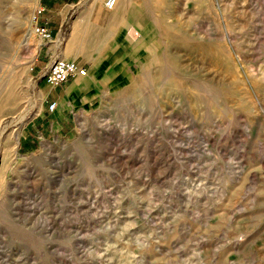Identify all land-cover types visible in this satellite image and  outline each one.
<instances>
[{"label": "rangeland", "instance_id": "obj_1", "mask_svg": "<svg viewBox=\"0 0 264 264\" xmlns=\"http://www.w3.org/2000/svg\"><path fill=\"white\" fill-rule=\"evenodd\" d=\"M138 1L136 61L55 125L40 0H0V264H264V0Z\"/></svg>", "mask_w": 264, "mask_h": 264}, {"label": "crops", "instance_id": "obj_2", "mask_svg": "<svg viewBox=\"0 0 264 264\" xmlns=\"http://www.w3.org/2000/svg\"><path fill=\"white\" fill-rule=\"evenodd\" d=\"M106 2L40 0L38 24L52 34L51 39L44 40L48 67L53 59L63 58L75 60L87 68L86 75L72 78L47 92L45 99L56 102V110L51 114L55 125L59 119L63 121L67 110L97 97L98 94L87 92L92 91L98 76L102 83L115 79L123 61L128 66V62L137 59V42L131 32L139 28V19L142 25L146 23L148 10L138 0H115L112 8L107 7ZM122 29L125 30L123 39ZM82 77L86 78L82 80ZM54 89H59L56 97L51 96Z\"/></svg>", "mask_w": 264, "mask_h": 264}, {"label": "built area", "instance_id": "obj_3", "mask_svg": "<svg viewBox=\"0 0 264 264\" xmlns=\"http://www.w3.org/2000/svg\"><path fill=\"white\" fill-rule=\"evenodd\" d=\"M114 2L115 0H107L106 6L112 8ZM36 30L43 40L51 39L52 34L45 27L38 25L36 27ZM136 34H138V32ZM86 74L87 68L81 65L79 62L63 58H55L51 61L48 67V71L45 75V80L49 85L58 87L65 84L72 78H75L77 76H84ZM55 107L56 102H51L50 109H54Z\"/></svg>", "mask_w": 264, "mask_h": 264}, {"label": "bare ground", "instance_id": "obj_4", "mask_svg": "<svg viewBox=\"0 0 264 264\" xmlns=\"http://www.w3.org/2000/svg\"><path fill=\"white\" fill-rule=\"evenodd\" d=\"M28 67L31 68V65L28 66ZM85 78L86 77H82L81 79L83 80ZM13 83H14L15 87H13L11 89H8L7 92L4 93V95L1 96V98H0V112H3L4 110H7V109L9 110V109H11V107H12V109H14L13 111H15L17 109V105L21 102L19 100L23 99L25 97V95H26V93H25L26 91H24L23 88H21V90L19 89V87H20V85H19L20 79H19V82H18L17 79H15ZM10 145H12V144H10ZM9 149H10V146L8 144L7 146L4 147V152L5 153L9 152Z\"/></svg>", "mask_w": 264, "mask_h": 264}]
</instances>
